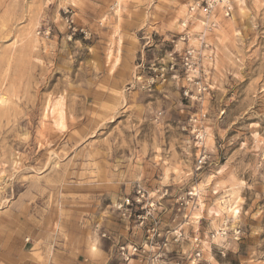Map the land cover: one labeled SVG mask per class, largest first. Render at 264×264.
<instances>
[{
    "label": "rangeland",
    "instance_id": "rangeland-1",
    "mask_svg": "<svg viewBox=\"0 0 264 264\" xmlns=\"http://www.w3.org/2000/svg\"><path fill=\"white\" fill-rule=\"evenodd\" d=\"M205 1L0 0V264L141 242L137 189L192 264H264V0H213L206 48Z\"/></svg>",
    "mask_w": 264,
    "mask_h": 264
},
{
    "label": "built area",
    "instance_id": "built-area-1",
    "mask_svg": "<svg viewBox=\"0 0 264 264\" xmlns=\"http://www.w3.org/2000/svg\"><path fill=\"white\" fill-rule=\"evenodd\" d=\"M213 0H206L200 7L203 14V30L198 34V40L201 46L207 47L205 40L206 34L216 29V22L213 20ZM225 15H228L229 8L225 7ZM195 7L190 8V13H194ZM186 26V22L183 23ZM187 53V54H186ZM187 51L183 54L185 65L187 64ZM212 61L211 55L206 58ZM135 199L132 202L127 198L121 204H118V211L123 218L127 216V220L133 218L130 222H134L135 229L139 228L143 232L141 242H135L133 239L122 241L115 235L101 233L100 238L108 242L109 257L108 260L101 264H186L187 262H199L203 256V245L206 242L197 236L189 235L182 228L166 233H159L156 225L152 220L151 205L147 209L143 208L142 202L145 201V194L140 189L135 191ZM139 209V210H138ZM128 222V221H127ZM188 221L185 222L187 226ZM221 236L225 235V231H221ZM244 232L237 228L233 230L234 240H239ZM132 236V235H131ZM184 245H190L192 250H184ZM210 245V244H209ZM175 246V247H174ZM210 251V250H209ZM224 256L223 252H220ZM99 264V263H94Z\"/></svg>",
    "mask_w": 264,
    "mask_h": 264
},
{
    "label": "crops",
    "instance_id": "crops-1",
    "mask_svg": "<svg viewBox=\"0 0 264 264\" xmlns=\"http://www.w3.org/2000/svg\"><path fill=\"white\" fill-rule=\"evenodd\" d=\"M130 238H123L122 241L129 240ZM56 257L58 260L64 262L65 264H101L108 260L109 245L108 247H104V244L101 243L99 247V252L97 253H94L93 250H89L88 246L86 245L82 248H79L76 251V254H72L68 257L64 256V254H61Z\"/></svg>",
    "mask_w": 264,
    "mask_h": 264
},
{
    "label": "bare ground",
    "instance_id": "bare-ground-1",
    "mask_svg": "<svg viewBox=\"0 0 264 264\" xmlns=\"http://www.w3.org/2000/svg\"><path fill=\"white\" fill-rule=\"evenodd\" d=\"M229 195V194H228ZM231 198V197H230ZM230 200V199H229ZM228 201V200H227ZM227 201H223V203L227 202ZM228 203V202H227ZM231 210V209H230ZM238 215V209H236L235 207H233L232 209V218L235 220L237 218ZM233 225V224H232ZM193 261L190 262V264H192Z\"/></svg>",
    "mask_w": 264,
    "mask_h": 264
}]
</instances>
